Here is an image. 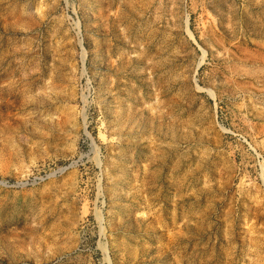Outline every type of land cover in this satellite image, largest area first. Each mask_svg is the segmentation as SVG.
<instances>
[{
	"label": "rangeland",
	"instance_id": "obj_1",
	"mask_svg": "<svg viewBox=\"0 0 264 264\" xmlns=\"http://www.w3.org/2000/svg\"><path fill=\"white\" fill-rule=\"evenodd\" d=\"M0 264H264V0H0Z\"/></svg>",
	"mask_w": 264,
	"mask_h": 264
}]
</instances>
